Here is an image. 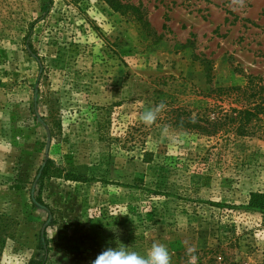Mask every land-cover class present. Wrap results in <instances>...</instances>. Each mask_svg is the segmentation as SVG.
<instances>
[{"label": "rangeland", "instance_id": "374dc122", "mask_svg": "<svg viewBox=\"0 0 264 264\" xmlns=\"http://www.w3.org/2000/svg\"><path fill=\"white\" fill-rule=\"evenodd\" d=\"M127 1L150 30L104 0H0V215L13 231L0 264L42 257L47 213L30 190L47 155L87 179L40 187L57 219L48 264L119 245L147 258L153 243L170 264H264L262 215L245 208L264 191V137L208 139L176 122L230 108L213 88L264 79V0Z\"/></svg>", "mask_w": 264, "mask_h": 264}, {"label": "trees", "instance_id": "16d2710c", "mask_svg": "<svg viewBox=\"0 0 264 264\" xmlns=\"http://www.w3.org/2000/svg\"><path fill=\"white\" fill-rule=\"evenodd\" d=\"M50 0L49 3H53ZM77 3L79 0H72ZM112 9L120 12L127 17H132L137 20L141 26L146 30L151 29L144 10L127 0H104ZM28 53L40 60L36 51L33 49L31 43L28 42ZM203 65L207 71V77L211 80L212 61L204 58ZM211 93V94H210ZM208 96L214 95V99L220 102H226L231 105L226 108L223 105L209 109L205 116H197L196 118L189 117L187 120L182 117L177 118V123L186 124L192 129L190 132L198 133L206 136L208 139L223 138L224 140L233 137L258 135L264 137V79L260 76L248 75L247 83L244 86H221L210 90ZM216 97V98H215ZM214 110V111H213ZM37 118L44 123V118ZM186 120V121H185ZM187 122V123H186ZM48 130V139L52 132ZM146 162L153 160L151 152L145 153ZM65 178L72 181H86L87 179L81 175H77L70 171H66L64 167L56 163L53 158L47 155L42 164L37 169L32 187L30 190V201L34 208L46 211L47 216L44 220L38 236V246L43 252L42 257L33 258L27 264H48L50 254V238L48 229L56 224V217L53 207L46 203L40 195V187L43 186L44 181L51 178ZM160 186H163L161 183ZM166 192V190H164ZM164 191H154V193L163 194ZM245 208L251 212H257L262 215V223L264 226V191L251 192L249 201ZM11 218L0 215V253L7 238L13 236Z\"/></svg>", "mask_w": 264, "mask_h": 264}, {"label": "clouds", "instance_id": "9594fccd", "mask_svg": "<svg viewBox=\"0 0 264 264\" xmlns=\"http://www.w3.org/2000/svg\"><path fill=\"white\" fill-rule=\"evenodd\" d=\"M164 108L163 103L147 108L141 113L142 122L145 125H151ZM90 264H170V253L165 245L153 243L147 258H145L119 245L115 248H105Z\"/></svg>", "mask_w": 264, "mask_h": 264}]
</instances>
